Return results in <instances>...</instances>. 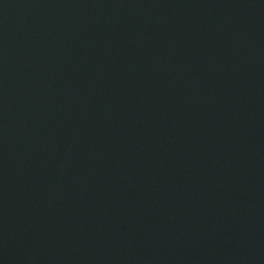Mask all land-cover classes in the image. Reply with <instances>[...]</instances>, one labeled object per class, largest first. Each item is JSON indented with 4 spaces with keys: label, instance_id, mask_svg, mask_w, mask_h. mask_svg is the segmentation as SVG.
<instances>
[{
    "label": "water",
    "instance_id": "obj_1",
    "mask_svg": "<svg viewBox=\"0 0 264 264\" xmlns=\"http://www.w3.org/2000/svg\"><path fill=\"white\" fill-rule=\"evenodd\" d=\"M0 264H264V0H0Z\"/></svg>",
    "mask_w": 264,
    "mask_h": 264
}]
</instances>
